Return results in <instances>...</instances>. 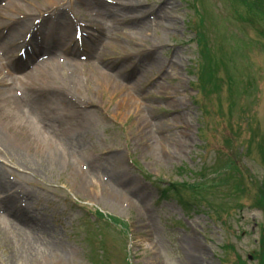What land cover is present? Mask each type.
Masks as SVG:
<instances>
[{"label":"rangeland","instance_id":"rangeland-1","mask_svg":"<svg viewBox=\"0 0 264 264\" xmlns=\"http://www.w3.org/2000/svg\"><path fill=\"white\" fill-rule=\"evenodd\" d=\"M27 1L3 22L46 6ZM61 1L104 75L32 82L52 57L18 64L0 25V201L25 210L0 209V264H264V0H125L159 48Z\"/></svg>","mask_w":264,"mask_h":264},{"label":"bare ground","instance_id":"bare-ground-1","mask_svg":"<svg viewBox=\"0 0 264 264\" xmlns=\"http://www.w3.org/2000/svg\"><path fill=\"white\" fill-rule=\"evenodd\" d=\"M12 2H14V4L17 7H20V6H22V3L29 2V1H27V0H10L9 3H12ZM50 2H53V4H48ZM97 2H98V4H100L98 7H99V9L101 8L100 9V11H101L100 15L103 17V19H107V18L113 19L111 26H107L106 28H103L102 24H99V28H100L99 33H101L103 35H108L109 40H111L113 38L115 31L128 26L129 27L128 31H129L130 35L134 36V38L131 39V38H129L130 36L128 35V39H131L130 43L133 45V47H139L140 43H145L146 45H149V42L153 44L152 46L156 45L157 48L164 45V41L161 38L158 39L156 42L155 41L151 42L149 40V36H148L146 28L144 26H142V25L136 26L137 24L133 25L134 21H136V18H139V15L129 16V15L125 14V13H130L133 11H137L136 6H133L130 2H127L125 0L112 1L111 2L112 4H105V3H103V1L101 4V0L100 1L97 0ZM44 3H46V6H43L40 8V11H39L40 13L44 14L46 12H50L51 9H49L48 6H54V8H55L54 10L56 12L54 14L49 15L50 20H46L48 22L44 23V25H42L41 28H40V26L37 27L36 30L40 31V32L44 31V28L50 24V21L59 19L58 23H60L62 20H66V19H64L66 17L63 16L61 14V12L59 11L60 5L62 2H60L59 0H45ZM113 3H115L116 5L117 4L121 5V6L117 8L115 5H113ZM1 7L2 8L0 9V11H7L8 10V7H6V5L1 6ZM20 12L22 13V11H20ZM20 12L16 13V17H18L17 21L19 20L20 23H27L28 21H30L29 19L32 16V14L34 13V11L30 10L29 12H25V15H22ZM139 13L141 15L145 14V12L141 11V10ZM53 15H54V17H51ZM133 18H134V21H133ZM3 20H4V15H2V13H0V22H2L0 25L9 26L10 22L8 21V23L7 22L4 23ZM18 26L19 25L16 24L15 25L16 29H13L11 31L12 37L10 40L13 42L12 44H14L15 46H19V43L24 38V30L17 28ZM69 26L70 25L68 23L67 31H64L65 35L62 39H59V40L53 39L54 43L51 47H49V50L48 49L44 50V51L49 52V53L52 51L55 52L54 55L52 54V58L54 57L53 61L52 62L51 61H46V62L42 61V63L37 66V68L31 73V75L28 76L29 77L28 79H30L32 82L45 81L48 79L52 80L51 74L57 68L58 69L63 68V70L69 69L70 71H72V73H74V72H76V70H74V69L83 67L82 66L83 64H79L77 61L73 60L74 59L73 56H77V54L76 53L73 54L72 52H70L71 49L68 48V45L70 43H72V41L74 42V40L72 39V32H71L72 30L69 28ZM63 28H66V27L64 26ZM75 35H76V33H75ZM87 37H89V36L87 35ZM40 39L42 40V38H40ZM194 39H195V42H197V40H199V35L197 33L195 34ZM32 41L36 42L33 44L35 52L41 49L38 46H42V45H46V44L50 43V42L44 40V42L41 41L40 42L41 44L39 45L37 43L39 40H37V38H35V37L33 38ZM85 42H86V40L84 39L83 43L85 44ZM140 46H142V45H140ZM142 49H143V47H142ZM59 53H61V55ZM86 53H87V55H85L86 56L85 59L90 60L92 58L94 60L93 63L89 64L90 65L89 67H94V69H98L99 70L98 72L100 74L104 75V73L98 68V65L103 61L102 59L106 57L104 55L105 53H102L103 55H98V57H96V58H93L95 55V53L93 51H87ZM152 53H153V55H152ZM143 54H145V56H148V57H146L148 59L156 56V55H154V52H152L150 50H146ZM49 55H51V54H49ZM61 59L64 60V62L62 63V64H64V66L59 64ZM122 62L124 63V66H126V64H128L130 62V59H127V57H126V58H124V60ZM156 62L159 63L158 61H156ZM55 63H58V65H55ZM159 65H160V63H159ZM119 73H121V72H119ZM52 76L54 77L55 75L52 74ZM121 89H123V87H121ZM5 95L6 94L4 92L3 96H5ZM29 97H31V96H29ZM15 110L17 113H20V111H21L16 106H15ZM37 113H39V111H37ZM7 126L8 125H4V127H7ZM5 129L6 130H2L1 134L5 135L6 133H10V131H13L11 129H7V128H5ZM37 131L40 132L38 129H37ZM110 172L112 173V171H110ZM112 174L118 176V174L115 172ZM0 185H1V181H0ZM139 197H140V194H139ZM5 204L10 206V207L16 208L18 210H19V207L11 206L8 204V202L0 204L1 205L0 208H2V206H3V208L8 213L7 214L8 217L9 216H14V217H18V218L20 217V214H19L20 210L16 211L14 209L8 208ZM14 217H12V218H14ZM191 245H192V249H191L192 252H194L196 249H198V246H196L195 244H191ZM189 263H191V264L194 263L193 259L189 260Z\"/></svg>","mask_w":264,"mask_h":264}]
</instances>
